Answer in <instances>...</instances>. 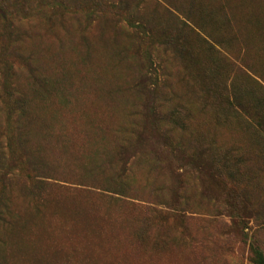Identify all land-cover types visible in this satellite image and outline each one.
Returning <instances> with one entry per match:
<instances>
[{
    "label": "rangeland",
    "instance_id": "374dc122",
    "mask_svg": "<svg viewBox=\"0 0 264 264\" xmlns=\"http://www.w3.org/2000/svg\"><path fill=\"white\" fill-rule=\"evenodd\" d=\"M259 261L264 0H0V264Z\"/></svg>",
    "mask_w": 264,
    "mask_h": 264
},
{
    "label": "trees",
    "instance_id": "16d2710c",
    "mask_svg": "<svg viewBox=\"0 0 264 264\" xmlns=\"http://www.w3.org/2000/svg\"><path fill=\"white\" fill-rule=\"evenodd\" d=\"M185 19V18H184ZM185 21H187L186 19H185ZM186 27H188V25H187V23L186 22H182V28L183 29H185ZM206 38L209 40V41H211V42H213L209 37H207L206 36ZM212 45V44H211ZM259 264H264V262L263 261H259Z\"/></svg>",
    "mask_w": 264,
    "mask_h": 264
}]
</instances>
